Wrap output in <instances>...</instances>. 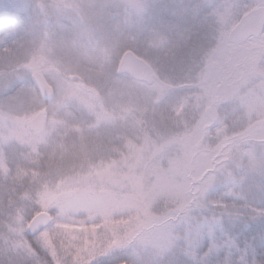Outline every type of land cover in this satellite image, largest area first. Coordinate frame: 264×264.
I'll use <instances>...</instances> for the list:
<instances>
[{"label": "clouds", "instance_id": "clouds-1", "mask_svg": "<svg viewBox=\"0 0 264 264\" xmlns=\"http://www.w3.org/2000/svg\"><path fill=\"white\" fill-rule=\"evenodd\" d=\"M0 264H264V0H0Z\"/></svg>", "mask_w": 264, "mask_h": 264}, {"label": "rangeland", "instance_id": "rangeland-1", "mask_svg": "<svg viewBox=\"0 0 264 264\" xmlns=\"http://www.w3.org/2000/svg\"><path fill=\"white\" fill-rule=\"evenodd\" d=\"M75 193L74 192H64V193H53L51 194V199H56L57 196H63V197H72ZM106 196H110L111 194H105ZM95 200H100L101 197L96 196L94 197ZM60 228H62L65 232L67 233H78V232H84L87 230H91V231H96V226L95 225H91V224H84L83 222L79 221L77 218L73 217L70 218L68 222L63 223L61 225H59Z\"/></svg>", "mask_w": 264, "mask_h": 264}]
</instances>
